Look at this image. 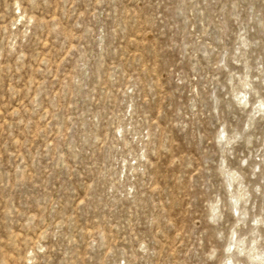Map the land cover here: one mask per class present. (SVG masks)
Here are the masks:
<instances>
[{
	"label": "rangeland",
	"instance_id": "rangeland-1",
	"mask_svg": "<svg viewBox=\"0 0 264 264\" xmlns=\"http://www.w3.org/2000/svg\"><path fill=\"white\" fill-rule=\"evenodd\" d=\"M0 264H264V0H0Z\"/></svg>",
	"mask_w": 264,
	"mask_h": 264
}]
</instances>
